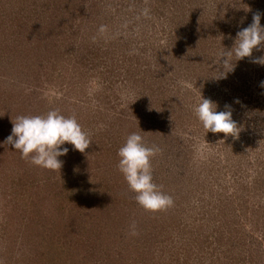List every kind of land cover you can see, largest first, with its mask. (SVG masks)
Returning <instances> with one entry per match:
<instances>
[{"label": "rangeland", "instance_id": "obj_1", "mask_svg": "<svg viewBox=\"0 0 264 264\" xmlns=\"http://www.w3.org/2000/svg\"><path fill=\"white\" fill-rule=\"evenodd\" d=\"M255 13L264 26V0H0V264H264V49L219 61ZM201 95L237 138L206 132ZM53 108L92 141L62 145L59 171L3 143ZM133 132L159 149L165 210L117 167Z\"/></svg>", "mask_w": 264, "mask_h": 264}, {"label": "clouds", "instance_id": "obj_2", "mask_svg": "<svg viewBox=\"0 0 264 264\" xmlns=\"http://www.w3.org/2000/svg\"><path fill=\"white\" fill-rule=\"evenodd\" d=\"M260 19L259 13L253 14L252 22L236 33L232 47L220 54L221 63L230 62L228 57L232 55L237 61L252 57L254 49L257 51L264 49V26L261 25ZM99 31L105 32L106 26L101 25ZM251 62L264 65V55L253 58ZM232 68L233 66L227 71H231ZM226 72L216 78L225 76ZM179 83L185 88L192 87L185 81H179ZM261 85L264 86V81ZM225 107L229 108L228 105ZM192 111L206 132L238 137L240 129L232 119L230 110L217 111L216 103L201 95ZM11 122V133L3 143L18 150L22 159L53 171L61 169L63 161L58 157L66 155L69 151L62 145L69 143L74 150L84 153L92 142L75 116L66 117L54 108L40 115H19ZM158 151L156 146H147L139 133L133 132L126 137L117 153L120 158L117 167L123 174L129 189L135 194L136 203L148 211L165 210L174 203L173 198L153 182L150 161ZM130 228L131 235L138 234L135 231L134 222Z\"/></svg>", "mask_w": 264, "mask_h": 264}]
</instances>
